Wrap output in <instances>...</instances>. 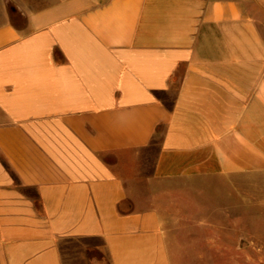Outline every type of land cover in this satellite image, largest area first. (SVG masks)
Listing matches in <instances>:
<instances>
[{"label": "crops", "instance_id": "0c3cea01", "mask_svg": "<svg viewBox=\"0 0 264 264\" xmlns=\"http://www.w3.org/2000/svg\"><path fill=\"white\" fill-rule=\"evenodd\" d=\"M211 179L264 188V0H0V264H180Z\"/></svg>", "mask_w": 264, "mask_h": 264}, {"label": "rangeland", "instance_id": "374dc122", "mask_svg": "<svg viewBox=\"0 0 264 264\" xmlns=\"http://www.w3.org/2000/svg\"><path fill=\"white\" fill-rule=\"evenodd\" d=\"M207 183L191 190H196L190 196L195 212L192 208L185 223L190 233L176 235L175 241L183 251L180 264H264V188L238 191L216 186L213 179ZM77 244L65 243L64 255Z\"/></svg>", "mask_w": 264, "mask_h": 264}]
</instances>
